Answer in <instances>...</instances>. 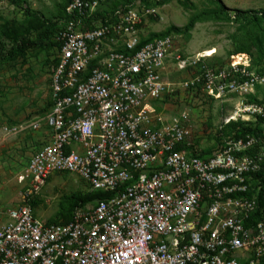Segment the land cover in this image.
Returning <instances> with one entry per match:
<instances>
[{
    "label": "built area",
    "instance_id": "2783aa9c",
    "mask_svg": "<svg viewBox=\"0 0 264 264\" xmlns=\"http://www.w3.org/2000/svg\"><path fill=\"white\" fill-rule=\"evenodd\" d=\"M108 3L69 0L51 106L10 129L39 144L19 177L21 205L0 230V264H264V140L223 132L264 127V104L249 99L264 73L242 53L184 84L239 99L204 156L186 143L190 111L168 121L157 106L174 93L163 73L175 36L143 43L140 27L156 10ZM61 174L113 195L75 209L68 224L45 223L31 201Z\"/></svg>",
    "mask_w": 264,
    "mask_h": 264
},
{
    "label": "rangeland",
    "instance_id": "374dc122",
    "mask_svg": "<svg viewBox=\"0 0 264 264\" xmlns=\"http://www.w3.org/2000/svg\"><path fill=\"white\" fill-rule=\"evenodd\" d=\"M66 1L0 0V230L9 222L8 213L21 205L27 183L19 182V177L26 174L39 144L30 130L13 133L10 129L28 125L49 109L52 75L59 57L58 18ZM127 2L140 5L141 10H156L144 18L142 39L170 27L183 29L192 17H201L188 34L171 33L175 44L163 79L174 93L157 106L168 121L180 118L188 109L190 120L186 124L191 136L186 143L193 150L213 153L222 138L220 125L239 99L216 101L203 91L184 88V84L205 67L230 69L232 57L242 53L249 56L250 71L264 73V58L255 48V28L246 25L251 16L248 11L264 12V0H221L224 11H217L215 0H111L110 8ZM238 10L246 12L240 19L236 18ZM252 97L264 104V84L249 99ZM230 134L228 129L224 135ZM89 191L78 176L56 175L36 196L35 214L45 223L62 222V204L68 205L72 196Z\"/></svg>",
    "mask_w": 264,
    "mask_h": 264
},
{
    "label": "trees",
    "instance_id": "16d2710c",
    "mask_svg": "<svg viewBox=\"0 0 264 264\" xmlns=\"http://www.w3.org/2000/svg\"><path fill=\"white\" fill-rule=\"evenodd\" d=\"M108 1L111 5V0H108ZM215 1L219 4V9H217V11H221V10L224 11L225 8H224V5L221 3V0H215ZM127 3L135 4L134 2H127ZM68 4H69V0L66 1L65 6L63 7V10L61 11V15L58 18L61 27H62V22L66 19L65 9L68 6ZM120 4L116 6H112V7H117ZM110 5H109V8H110ZM244 13L246 12L241 11V10L236 11V14L238 15V17L236 16V18L240 19L239 17H241V15H243ZM247 14H251V16L246 19L247 20L246 25H249V26L253 25V27L255 28L254 32H256L257 34V38L255 40V48L257 52L260 54L261 59H263L264 58V12L248 11ZM100 16H101V13L96 15V17H100ZM200 18L201 17L199 16L192 17L189 20V23L183 29H179L177 27H170L162 33H158V34L153 33L147 39H143V43H146L156 37H162L165 35H169L174 31L181 32L183 34H188L194 28L195 24L200 20ZM245 27L246 26L242 27V29L243 28L245 29ZM251 101L258 102L253 97L251 98ZM50 106H51V102L49 104V107ZM228 129H230L232 133L235 132V134L238 137L245 136L247 133L251 132V133H254L260 140H264V127H263L262 121H260L257 124V126H255L254 128L252 127V125L251 126L246 125L245 123H241V122L232 123L223 131L224 134ZM203 154L204 156L210 155V153L207 151H203ZM112 195H113L112 193L101 192V191H89L85 195H82V196L74 195L69 199L68 205L62 204V210H61L62 222L49 221L48 223L49 224H68L72 220L75 209L86 207L96 201L107 199L111 197ZM35 199L31 201L32 205L34 204Z\"/></svg>",
    "mask_w": 264,
    "mask_h": 264
}]
</instances>
